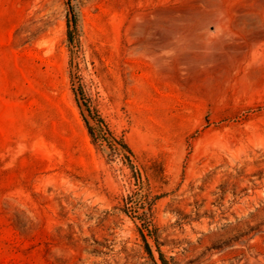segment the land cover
Returning <instances> with one entry per match:
<instances>
[{
	"label": "rangeland",
	"instance_id": "obj_1",
	"mask_svg": "<svg viewBox=\"0 0 264 264\" xmlns=\"http://www.w3.org/2000/svg\"><path fill=\"white\" fill-rule=\"evenodd\" d=\"M159 254L264 264V0H0V264Z\"/></svg>",
	"mask_w": 264,
	"mask_h": 264
},
{
	"label": "trees",
	"instance_id": "obj_2",
	"mask_svg": "<svg viewBox=\"0 0 264 264\" xmlns=\"http://www.w3.org/2000/svg\"><path fill=\"white\" fill-rule=\"evenodd\" d=\"M146 251L151 256L150 251L147 246H146ZM159 259H160L161 264H166V261H164L163 256L161 254H159Z\"/></svg>",
	"mask_w": 264,
	"mask_h": 264
}]
</instances>
